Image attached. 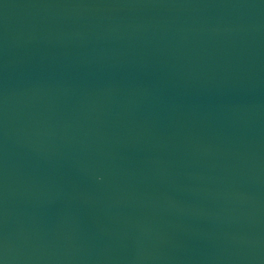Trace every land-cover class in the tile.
Wrapping results in <instances>:
<instances>
[{
	"label": "water",
	"instance_id": "water-1",
	"mask_svg": "<svg viewBox=\"0 0 264 264\" xmlns=\"http://www.w3.org/2000/svg\"><path fill=\"white\" fill-rule=\"evenodd\" d=\"M0 264H264V0H0Z\"/></svg>",
	"mask_w": 264,
	"mask_h": 264
}]
</instances>
